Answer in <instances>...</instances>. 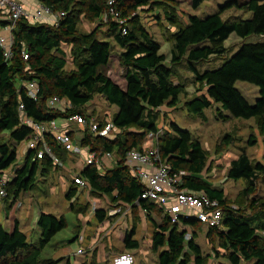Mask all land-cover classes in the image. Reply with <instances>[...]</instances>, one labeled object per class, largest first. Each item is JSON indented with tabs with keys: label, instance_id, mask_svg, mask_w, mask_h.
I'll list each match as a JSON object with an SVG mask.
<instances>
[{
	"label": "trees",
	"instance_id": "1",
	"mask_svg": "<svg viewBox=\"0 0 264 264\" xmlns=\"http://www.w3.org/2000/svg\"><path fill=\"white\" fill-rule=\"evenodd\" d=\"M206 0H188L193 9ZM54 12L65 11L58 24L38 21L23 16L13 30L14 44L12 57L7 58L0 45V133L8 132L16 144L32 138V128L21 124L22 113L19 105L24 104V112L36 121L66 119L75 113L85 114L87 104L95 93L117 107L113 115L114 131L121 130L115 138L95 136L85 132L81 144L88 145L99 153L116 151L121 157L118 163L102 172L98 165L88 164L79 173L90 181L93 189L106 193L112 201L133 203L142 191L143 184L132 176L124 164L126 152L133 148L145 149L149 132L159 130V109L165 104H176L182 93L179 81V67L187 62L197 81L201 84L198 93L189 100L188 107L193 114L204 115L213 104L234 118H264V41L244 42L233 53L225 56L219 65L200 70L198 64L210 56H223L226 53L224 42L235 34L246 38L251 35H264V0H228L226 6L246 9L251 12L248 18L224 20L214 12L199 16L189 15L186 24L179 26L174 34L171 59L167 62L161 53L160 43L154 39L141 22L138 11L151 4L179 5L180 0H117L116 8L126 19H108L88 33L78 30L79 13L75 9L76 0H41ZM83 10L92 20L100 19L107 8V0H81ZM7 24L0 19V31ZM107 26V31L102 27ZM122 27L126 28V33ZM63 42L73 45L74 55L79 59L77 70L67 72V58L62 48ZM116 47L121 50L116 51ZM25 52V53H24ZM28 58L25 59L24 55ZM117 54L124 68L121 79L110 73V63ZM35 81L39 87L37 100L27 94L26 81ZM238 81H246L258 88V95L251 102L237 86ZM19 82V84L17 83ZM59 95L69 99L73 108L63 110L51 108L47 99ZM94 114V113H92ZM100 126L104 118L98 117ZM135 126V130H129ZM58 157L63 156L57 141L47 136ZM253 144L254 139H250ZM160 153L175 170H186L191 175L183 179V186L191 191H203L209 197L218 199L224 209L222 228L207 227V236L218 237L219 245L227 253L231 264H264V199L251 200L249 207H232L227 201L225 189L209 182L204 175L207 168V151L199 138L187 128L173 122L158 139ZM20 150V149H19ZM23 166L9 170L12 178L7 185L12 186L15 200L5 212L10 226L0 225V264H57L52 258H44L43 250L52 238L67 226L64 215L57 216L41 212L37 220L39 238L29 239L21 229L15 215L22 191L36 185V171L48 175L55 167L53 160L45 156L35 157L33 150H26ZM16 148L0 145V176L18 158ZM60 157V158H61ZM39 161H41L39 163ZM39 164H41L39 166ZM227 176L233 180L245 179L244 194L256 191L258 182L264 184V161H252L243 151L232 159ZM73 183L76 185L75 181ZM76 194L72 186L68 198ZM13 205V208L11 207ZM147 216L154 219L153 212L162 215L153 235L154 247L161 249L160 264H204L202 251L196 242L197 228L204 226L196 218L181 217V224L172 223L164 209L151 201H142ZM11 207V208H10ZM139 206H134V210ZM11 209V211H9ZM107 212L98 209L96 217L104 221ZM184 227V228H182ZM188 227L192 234L186 240ZM136 229L127 230L123 242L126 249H136L139 242L134 239Z\"/></svg>",
	"mask_w": 264,
	"mask_h": 264
},
{
	"label": "rangeland",
	"instance_id": "2",
	"mask_svg": "<svg viewBox=\"0 0 264 264\" xmlns=\"http://www.w3.org/2000/svg\"><path fill=\"white\" fill-rule=\"evenodd\" d=\"M186 1L188 0H180L179 5L151 4L142 7L137 12L141 22L149 30L152 37L160 43V52L165 54L167 62H170L171 59L174 34L179 26L187 23L189 15L204 16L218 12L224 20L248 18L251 15V12H247L246 9L228 8L226 6L228 0H206L197 9H193ZM35 3H38V7L39 1L36 0ZM74 5L80 15L79 32L88 33L107 22L103 17L95 20L90 19L83 11L86 6L81 3V0H76ZM37 7L33 11H36ZM102 31H107V26H103ZM262 40L264 41V35H251L242 38L232 34L224 42L225 55H212L207 60L200 62L198 68L203 70L219 65L225 56L233 53L242 43ZM73 47L67 42L62 44L67 58L65 66L67 72L76 71L78 66L79 59L75 57ZM120 50L119 47H116L117 52ZM123 71L124 68L120 65L117 54H114L110 63L111 75L116 79H121ZM179 71L182 93L176 104L165 103L159 109V137L173 122L189 129L195 137L200 139L203 148L207 151L208 165L204 176L209 179L210 183L224 187L227 201L241 208L249 207L251 200L261 201L264 199V184L262 182H258L254 193L246 196L244 190L247 187V181L245 179L237 181L230 179L227 176V171L231 160L237 158L243 151L254 162L264 161V118H234L228 112L222 110L219 104H213L209 109H206L203 116L193 114L189 110L188 102L202 86L187 62L181 64ZM17 83L19 84V82ZM237 86L251 102L255 101L258 88L254 84L238 81ZM115 110L116 106L111 105L104 96L98 93L94 94L88 106V111L94 113L97 117H111L115 114ZM57 122L59 124L61 119L57 118ZM135 129V126L129 128V130ZM71 130L74 131L77 140H80L84 135L82 126L75 123H72ZM251 138L254 139L253 144L249 142ZM148 141L150 140L147 137L145 143ZM3 143L9 145L10 148H16L17 146L18 152L22 146H25V142L20 145L16 144L8 132L0 133V145ZM155 144L158 143L151 142L150 146ZM23 151L25 153L26 149H22L21 155H23ZM21 165L22 156L19 154L10 168L11 170L17 169ZM69 165V162L66 161L65 167L68 168ZM38 185L39 188L31 190V193L21 192L15 201L18 202L15 215L29 239L37 241L39 238L40 232L36 226V216L39 215L41 210L56 215H64L67 219V226L59 231L45 247L42 253L44 258L55 259L58 261L57 264H113L112 259L114 256L121 252L130 251L135 254L134 264H160L161 249L154 247L153 235L157 223L163 219L161 214L153 212L154 219L150 218L149 221L146 215L143 216L134 211L126 220L125 225L128 227L127 230L136 229L134 239L138 240L139 247L126 249L123 242L125 225L115 224L118 214H110V206L105 205L106 209H109L104 221H100L93 213V208L100 205L104 206V203L94 199L93 195H87L84 192L78 195V198L69 201L65 196L68 183L64 177L62 180H58L55 176H50L47 181L39 182ZM43 189L48 191V195H44L46 192L41 193ZM7 191L8 195L6 197H0V225L4 227L10 226V219L5 216V212L15 200L12 186L8 187ZM33 198L34 202L31 203L30 200L33 201ZM11 207L13 208V205ZM29 211H32L33 216L28 217ZM197 230L196 242L200 245L204 264H231L226 251L219 245L218 237H208L205 225L197 228ZM63 239H68V241L64 240L57 244ZM78 247H82V253H74ZM190 264H195V261L192 260Z\"/></svg>",
	"mask_w": 264,
	"mask_h": 264
},
{
	"label": "built area",
	"instance_id": "3",
	"mask_svg": "<svg viewBox=\"0 0 264 264\" xmlns=\"http://www.w3.org/2000/svg\"><path fill=\"white\" fill-rule=\"evenodd\" d=\"M36 11H30L21 0H0V19L7 24L0 31V45L4 49L5 56L9 59L12 57V47L14 44L13 30L18 21L23 17L58 24L59 19L65 15V11L54 12L50 7L44 5L41 0ZM117 0H107V8L103 12L102 17L106 20H119L122 24L126 23V19L121 17L120 11L116 8ZM124 33L126 28L122 27ZM25 53V52H24ZM27 59L28 55L25 54ZM27 94L32 99L37 100L39 96V87L35 81H27ZM47 104L51 108H60L69 110L73 108L72 102L66 97L53 95L47 99ZM85 114L75 113L66 119H61L58 124L57 119L47 121H36L26 115L24 112V104L19 105L22 113L21 124L31 127L33 130L32 138L25 143L26 150H33L35 157L42 159L45 156L50 157L55 164H63L62 160L57 156L51 144L48 142L47 136H52L58 144L64 149L72 151L75 154L82 153V145L76 141L67 128L68 124H78L82 126L84 132L92 133L95 136H106L109 138L116 137L114 131V123L112 118L105 116L103 126H100V120L97 116L88 111ZM72 131V130H71ZM160 130L157 132H149L147 137L158 143ZM116 152L107 151L99 153L88 147V154L85 157L87 164L98 165L102 172L107 168H111L108 160L116 158ZM124 164L128 166L132 176L140 180L143 184V191L140 197L133 203L116 202L111 209L110 214H122L131 211L134 206H141L142 201H151L164 209V213L171 218L172 223L181 224V217L196 218L206 227L222 228L224 209L218 199H213L203 191H191L183 186V179L187 175H191L186 170H175L169 161L164 159L160 153L158 144L148 146L141 150L138 148L130 149L124 157ZM7 173L0 176V197L4 198L8 195L7 184L12 179ZM15 170V169H13ZM74 181L80 186L87 185V180L79 175H74ZM125 207V208H123ZM232 207H236L232 205ZM146 211V208H143ZM184 228V227H182ZM186 240L192 236L189 228L186 227ZM259 234L264 236V230H260ZM82 252V249L77 251ZM135 256L131 252H121L113 257V264H134Z\"/></svg>",
	"mask_w": 264,
	"mask_h": 264
},
{
	"label": "crops",
	"instance_id": "4",
	"mask_svg": "<svg viewBox=\"0 0 264 264\" xmlns=\"http://www.w3.org/2000/svg\"><path fill=\"white\" fill-rule=\"evenodd\" d=\"M25 5H26V8L28 9V10H30V11H33L36 7H37V5H38V3L36 4L35 3V1L36 0H21ZM117 111V107H116V110H115V112ZM103 117V116H102ZM110 118H112L113 119V116H111ZM78 125V124H77ZM72 126V124H68L67 125V128L70 130V127ZM70 132H71V135L76 139V137H75V134H74V131L72 130H70ZM121 132V130H116V134H119ZM85 133V132H84ZM81 140H82V138L80 139V140H77L76 139V141H78V143L79 144H81ZM151 142H154L153 140H150V141H148L147 143H145L144 144V146H150V143ZM82 145V144H81ZM58 146H59V150H62L63 151V156L60 158L61 160H62V162H63V164H62V166L61 165H58V164H55V167L54 168H52L50 171H49V174L48 175H44L42 172H41V169L42 168H40V167H38V169H37V171H36V186L33 188V189H31V190H34V189H38L39 188V185H38V183L39 182H45V181H47V179L50 177V176H55L56 178H58V180H62V178L64 177L65 179H66V181H67V183H68V187H67V189L65 190V196H66V198L69 200V201H73L74 200V198H78V195H80V194H82L83 192L84 193H86L87 195H93V197H94V199H96V200H98V201H100V202H102V203H104V206H95L94 208H93V213L96 215V211L98 210V209H105L106 210V212H107V210L110 208V209H112L115 205H116V202L115 201H112V199L110 198V196L108 195V194H106V193H100V192H97V191H95L94 189H93V187H92V185L90 184V181L89 180H87L86 178H84V179H86L87 180V185H85V186H80L79 184H74L73 183V178H74V175H79V173H80V171L86 166V165H88L87 163H86V161H85V157H86V155L88 154V145H82V148H83V150H82V153H80V154H75V153H73L72 151H69V150H66V149H64L60 144H58ZM25 147H21V149L19 150V154H20V156H22V165L21 166H23V161L25 160V156H26V152L24 153V151H23V155H21L22 154V149H24ZM91 148V147H90ZM114 152H116V151H114ZM116 158H114V159H111V160H108L107 162H108V164H110L111 165V167H113V166H115L117 163H118V161L121 159V157L116 153ZM69 162V166H68V168H66L65 167V162ZM41 161H39V163H40ZM42 163V162H41ZM41 164H39V166H40ZM64 168H66L65 170H64ZM80 176V175H79ZM203 177H205L204 175H202ZM206 178V177H205ZM207 180H209L208 178H206ZM72 186H75L76 187V194L74 195V196H72L70 199L68 198V196H67V193L69 192V190L71 189V187ZM31 190H27V191H22V192H27V193H31L30 191ZM46 192V194H44ZM48 191L46 190V189H43L42 190V192L41 193H43L44 195H48V193H47ZM26 193V194H27ZM31 201V203H33L34 202V198H33V201H32V199L30 200ZM37 202V201H36ZM122 203V202H121ZM124 203H126V202H123V204ZM105 205H108V207L109 208H107L106 209V207H105ZM143 207L144 206H139L138 207V209H136V210H134V207L131 209V211H128V212H124V213H122L121 215L119 214L118 215V217H117V221L115 222V224L117 223V224H120L121 223V225L123 226V225H125L126 224V220L132 215V213L135 211V212H137V213H140V214H142L143 216L144 215H146V217L149 219V221H150V217L149 216H147V213H146V211L143 209ZM123 208H125V207H123ZM29 210H31V209H29ZM41 212H44L43 210H41L40 211V213ZM39 213V214H40ZM48 213H50V212H48ZM92 213V214H93ZM52 214H54V213H52ZM56 215V214H55ZM31 216H33V213H32V211H29L28 212V217H31ZM57 216H60V215H57ZM37 218V220H38V217H39V215L38 216H36ZM30 219V218H29ZM124 221V222H123ZM20 224V223H19ZM36 226H37V221H36ZM20 227H21V225H20ZM121 227V226H120ZM127 225H125L124 226V229H123V235L125 234V232L127 231ZM22 229V228H21ZM23 230V229H22ZM24 231V230H23ZM25 232V231H24ZM26 233V232H25ZM27 234V233H26ZM55 237V236H54ZM53 237V238H54ZM52 238V239H53ZM64 240H66V239H63V240H61V241H59L57 244H59L60 242H62V241H64ZM66 241H68V239L66 240ZM82 247H78L77 248V250L74 252V253H78L77 251L79 250V249H81ZM44 251V250H43ZM82 251H83V249H82ZM126 252H130V251H126ZM82 253V252H81ZM131 253H133V252H131ZM134 254V253H133ZM134 256H135V254H134ZM136 259V258H135Z\"/></svg>",
	"mask_w": 264,
	"mask_h": 264
}]
</instances>
